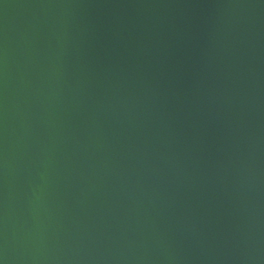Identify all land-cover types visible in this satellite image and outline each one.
Here are the masks:
<instances>
[{
	"label": "water",
	"instance_id": "obj_1",
	"mask_svg": "<svg viewBox=\"0 0 264 264\" xmlns=\"http://www.w3.org/2000/svg\"><path fill=\"white\" fill-rule=\"evenodd\" d=\"M0 264H264V0H0Z\"/></svg>",
	"mask_w": 264,
	"mask_h": 264
}]
</instances>
